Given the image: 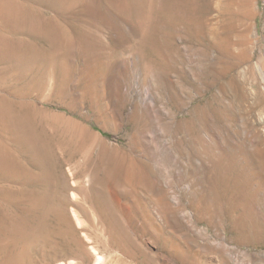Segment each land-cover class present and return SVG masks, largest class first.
I'll use <instances>...</instances> for the list:
<instances>
[{
	"label": "rangeland",
	"instance_id": "rangeland-1",
	"mask_svg": "<svg viewBox=\"0 0 264 264\" xmlns=\"http://www.w3.org/2000/svg\"><path fill=\"white\" fill-rule=\"evenodd\" d=\"M261 77L264 0H0V264H264ZM127 155L163 188L130 223L103 191L94 229L77 175L122 177Z\"/></svg>",
	"mask_w": 264,
	"mask_h": 264
},
{
	"label": "bare ground",
	"instance_id": "bare-ground-1",
	"mask_svg": "<svg viewBox=\"0 0 264 264\" xmlns=\"http://www.w3.org/2000/svg\"><path fill=\"white\" fill-rule=\"evenodd\" d=\"M249 14V13H247ZM230 16V15H229ZM253 18V17H252ZM232 24V23H231ZM228 33V32H227ZM134 47V46H132ZM129 50V49H128ZM141 50V48H140ZM141 52V51H140ZM142 53V52H141ZM146 53V52H145ZM140 54V53H139ZM142 55V54H141ZM204 55V54H203ZM148 57V56H147ZM202 57V56H201ZM203 59V58H202ZM145 60V59H144ZM147 60V59H146ZM146 68V67H145ZM247 68V67H246ZM249 68V67H248ZM229 70V69H228ZM245 71V70H244ZM148 74V73H147ZM244 76V75H243ZM261 79L264 80V77H261ZM256 81V80H255ZM253 86V85H252ZM117 89V88H116ZM103 94V93H102ZM255 95V94H253ZM127 96V95H126ZM261 96V95H260ZM103 97V96H102ZM118 97V96H117ZM126 98V97H125ZM255 98V97H254ZM135 101V100H134ZM209 101V100H208ZM118 102V101H117ZM116 102V103H117ZM124 104V102H123ZM107 105V103H106ZM155 106V105H154ZM106 111V110H105ZM104 111V112H105ZM204 112V111H203ZM68 113V112H67ZM114 113V112H113ZM154 113V112H153ZM101 114V113H100ZM173 114V113H172ZM116 115V114H115ZM204 115V113H203ZM154 116V115H153ZM159 117V116H158ZM114 118V117H113ZM145 121V120H144ZM215 121V120H214ZM188 122V121H187ZM232 124V123H231ZM61 127V126H60ZM116 130V129H115ZM157 135V134H156ZM233 135V134H232ZM62 137V136H61ZM60 137V138H61ZM125 139V138H124ZM80 140V139H79ZM227 140V139H226ZM259 140V139H258ZM51 141V140H50ZM212 141V140H211ZM260 141V140H259ZM82 142V141H81ZM84 142V141H83ZM89 142V141H88ZM223 144V143H222ZM198 147V146H197ZM58 148V147H57ZM112 148V147H111ZM118 148V147H117ZM72 149V148H71ZM141 150V149H140ZM234 152V151H233ZM190 153V152H189ZM68 154V153H67ZM119 154V153H118ZM260 156V155H259ZM43 157V156H42ZM53 157V156H52ZM222 157V156H221ZM224 157V156H223ZM226 158V157H225ZM105 159V158H104ZM125 161H124V169H125V172H124V175L122 177H112L110 175H106L107 177L105 176H101L99 175L97 172L93 171V170H82L78 173L77 177H78V180H79V184H77L76 188L78 189V191L80 192L79 194H81V199H82V206H81V209L83 211V213L86 215V217L88 218L89 222H90V225L95 229L96 228V219L98 221H104L108 215H107V209H106V206L104 204V202L102 201L103 200V191L105 190H111V189H115L117 191H119V193H121L123 195L122 192L126 193L128 196H130L131 200L129 202V209L127 207V211H124L122 212V215L125 217V219L127 218L128 220V223L131 222L132 220V212L134 209H136L138 207V203H139V199L141 198L140 196V189H143L145 186H151L153 188H163L162 186V181H164V178H163V174H162V171H161V168L160 166H156L154 165L153 163V159L151 157H148L146 155H143L141 157H137V156H133V155H127L125 157ZM229 159V158H228ZM226 158L225 160L221 159L220 157H216L214 155H211L210 157V160H213V168L215 169L216 171V174H217V177H218V181L219 183L222 184V186H226L228 183H230V181L232 182V184L236 183V185L240 184L238 183L237 179L234 178L232 179L233 175L232 173L233 172V166L232 165V162L231 160ZM263 159V158H262ZM74 160V159H73ZM161 161V160H160ZM251 161V160H250ZM165 162V161H164ZM53 164V163H52ZM123 164V163H122ZM26 167V166H25ZM24 167V168H25ZM105 167V166H104ZM107 167V166H106ZM118 167V166H117ZM188 167V166H187ZM81 168V167H80ZM235 169V168H234ZM28 170V168H27ZM79 170V169H78ZM104 171V169H103ZM111 171V170H110ZM113 171V170H112ZM115 171V170H114ZM113 171V173H114ZM119 171V170H118ZM26 172V171H25ZM58 172V171H57ZM100 172V171H99ZM102 172V171H101ZM108 172V171H107ZM77 173V172H76ZM109 173V172H108ZM107 173V174H108ZM112 173V172H111ZM112 173V174H113ZM120 173V172H119ZM236 173L238 174V171H236ZM104 174V173H103ZM72 175V174H71ZM74 175V174H73ZM115 175V174H114ZM85 176H88V181L87 183L89 182L88 185H85L84 184V177ZM117 176V174H116ZM119 176V175H118ZM121 176V175H120ZM236 176V174H235ZM239 176V174H238ZM53 179V178H52ZM56 179V178H55ZM87 180V179H86ZM217 181V182H218ZM78 182V181H77ZM238 183V184H237ZM243 183V182H242ZM241 183V185H243ZM218 184V183H217ZM231 184V183H230ZM235 185V186H236ZM74 186V185H73ZM233 186V185H232ZM240 186V185H239ZM150 187V188H151ZM230 187L229 186V190H230ZM234 187V186H233ZM223 188V187H222ZM226 187H224L225 189ZM227 188H228V185H227ZM235 188V187H234ZM237 189V188H236ZM235 189V190H236ZM239 189V188H238ZM241 189V188H240ZM223 190V189H221ZM262 190V189H261ZM105 191V192H107ZM231 191V190H230ZM239 191V190H238ZM223 192V191H222ZM220 192V193H222ZM227 192V191H226ZM240 192V191H239ZM243 192V191H242ZM116 193V192H115ZM243 193H247V192H243ZM225 194V192H224ZM233 194V193H232ZM251 194V193H250ZM257 194V192L253 193ZM239 195V194H238ZM243 195V194H241ZM247 195H249L247 193ZM106 196V195H105ZM125 196V195H124ZM144 196V195H143ZM232 196V195H230ZM245 196V195H244ZM243 196V197H244ZM123 197V196H122ZM126 197V196H125ZM242 197V196H241ZM252 197V196H251ZM249 198V199H252V198ZM219 199V196L217 197ZM226 198V197H223V199ZM234 198V197H233ZM232 198V200H233ZM248 198V196L246 197V199ZM254 198V197H253ZM237 199V198H236ZM242 199V198H241ZM245 199V197H244ZM259 199L258 197L254 199L257 200ZM42 200V199H41ZM142 200V199H140ZM216 200V199H215ZM228 200V199H227ZM226 200V201H227ZM231 200V201H232ZM238 200V199H237ZM253 200V199H252ZM40 201V200H39ZM218 201V200H217ZM241 201V200H240ZM251 200H249L247 202L246 200V203L244 204H239L238 206L241 208V211H238L239 212V218L243 221V218L245 217V211L248 210V213L252 210L251 209V205L248 204ZM254 201L252 204H254ZM262 201V200H261ZM121 202V201H120ZM136 202V203H134ZM142 202V201H141ZM220 202V200H219ZM244 202V201H243ZM257 202V201H255ZM260 202V201H259ZM155 203V202H154ZM166 203V202H165ZM229 203V202H228ZM231 203V202H230ZM237 203V202H236ZM235 203V204H236ZM238 203H239V200H238ZM261 203V202H260ZM259 203V204H260ZM120 204V203H119ZM144 204V202H143ZM220 204V203H219ZM257 204V203H256ZM264 204V203H263ZM125 205V204H124ZM170 205V204H169ZM227 205V203H226ZM80 206V204H79ZM206 206V205H205ZM237 206V204H236ZM237 206V207H238ZM261 205H259L260 207ZM146 207V206H145ZM228 207V206H227ZM235 207V206H233ZM232 207V209H233ZM238 207V208H239ZM254 207V205L252 206ZM201 208V207H200ZM204 208V207H203ZM202 208V209H203ZM238 208H234L238 210ZM256 208V207H255ZM206 209V208H205ZM209 209V208H208ZM251 209V210H250ZM236 210L235 213H238ZM255 210V209H254ZM257 211H259V209L257 208L256 209ZM136 212V211H135ZM155 212V211H154ZM234 212V211H233ZM261 212V211H260ZM160 213V211H159ZM251 213V212H250ZM249 213V214H250ZM253 213V212H252ZM251 213V215H252ZM256 212H254L255 214ZM150 215V214H149ZM248 215V214H247ZM161 216V215H160ZM158 216V217H160ZM255 215H253L254 217ZM257 216V215H256ZM255 216V218H256ZM263 217V216H262ZM168 218V217H167ZM234 218V217H233ZM249 218V216H248ZM255 218H252V220H254ZM118 219V218H117ZM137 219V218H136ZM154 219V218H153ZM251 218H249L250 220ZM260 219V218H258ZM264 219V218H263ZM126 220V221H127ZM171 220V219H170ZM182 220V219H181ZM232 220V219H230ZM107 221V219H106ZM241 221V222H242ZM261 221V220H260ZM166 222V221H165ZM177 222V221H176ZM238 222V220H237ZM246 222H247V219H246ZM148 223V222H147ZM219 223V222H217ZM105 224V223H104ZM246 224V223H245ZM242 223V225H245ZM250 224V223H249ZM252 224V223H251ZM157 225V224H156ZM166 225V224H165ZM259 225V224H258ZM142 226V225H141ZM247 226V225H246ZM250 226V225H249ZM253 227V225H251ZM130 227V226H129ZM171 227V226H170ZM233 227H236V226H233ZM243 227V226H242ZM245 227V226H244ZM159 228V227H158ZM251 230V227H248L247 229ZM115 229V228H114ZM131 229H132V226H131ZM235 229V228H234ZM238 229V227H237ZM246 229V228H245ZM246 229V230H247ZM257 229V227H256ZM108 230V229H107ZM240 230V229H239ZM176 231V230H175ZM151 232V230H150ZM244 232V231H243ZM251 232V231H250ZM155 233V232H154ZM149 234V233H148ZM156 234V233H155ZM242 234V233H240ZM245 234V233H244ZM247 234H248V231H247ZM247 234H245L247 236ZM151 235V234H150ZM149 235V236H150ZM140 237V236H138ZM158 237V236H157ZM157 237H152L153 239H157ZM160 237V236H159ZM137 239V237H129L128 240H132V239ZM141 238V237H140ZM166 238V237H165ZM262 238V237H261ZM167 239V238H166ZM165 239V240H166ZM174 239V238H173ZM159 240V239H158ZM238 241H239V237H238ZM242 241V240H241ZM174 242V241H173ZM183 242V241H182ZM140 243V242H138ZM264 243V242H263ZM132 244V243H131ZM159 244V242H158ZM173 245V244H172ZM140 246V244H139ZM177 246V245H176ZM174 247V246H173ZM178 247V246H177ZM183 247V246H181ZM159 248V247H158ZM164 248V247H163ZM173 249V248H172ZM166 250V249H165ZM175 250H177L175 248ZM173 250V251H175ZM66 252V251H65ZM120 255V254H119ZM127 255V254H126ZM185 255V254H184ZM128 256V255H127ZM183 256V255H182ZM223 256V255H222ZM130 258H135L134 255H129ZM224 258V261L225 262H228V259L225 258V256H223ZM185 258V256L183 257ZM203 259V258H202ZM199 260V259H198ZM204 260V259H203ZM124 261V260H123ZM132 261V260H131ZM206 261V260H205ZM211 262V261H210ZM201 264L203 262H200ZM205 264V263H204ZM208 264V263H207ZM213 264V263H212Z\"/></svg>",
	"mask_w": 264,
	"mask_h": 264
}]
</instances>
